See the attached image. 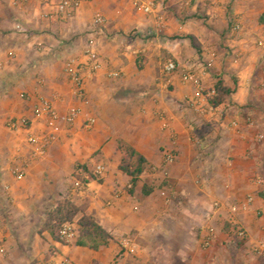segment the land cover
I'll return each mask as SVG.
<instances>
[{"label":"crops","instance_id":"1","mask_svg":"<svg viewBox=\"0 0 264 264\" xmlns=\"http://www.w3.org/2000/svg\"><path fill=\"white\" fill-rule=\"evenodd\" d=\"M168 4L169 9L162 11L157 2L156 13L144 15L130 0H90L71 17L45 20L38 0H0V61L4 65L0 70V210L5 207L14 221L35 217L38 226L42 219L39 206L43 203L44 218L51 203L66 197L111 237L107 247L95 252L76 246L75 240L61 243L47 232L43 238L35 234L34 240L43 242V250L33 255L34 261L162 264L174 259L184 263L189 260L188 251L199 245L198 228L216 221V217L204 220L210 205L239 203L249 196L254 198L249 216L243 214L240 219L250 242L256 244L257 235L264 230L255 216L264 209V198L258 196L264 192V184L255 183L259 164L253 148L257 135L252 137L246 117L237 114L239 125L232 128L233 117L220 123L219 114L209 116L215 132L205 133L209 132L212 140L213 136L218 139L211 140L197 155L194 136L199 131L194 126L200 121L186 102H200V95L193 85L182 82L180 71L170 78L162 74L167 60L198 70L212 60L202 75L203 88L213 89L222 78L234 89L218 109L228 106L229 100L238 106L244 104L248 76L264 55V47L257 44L264 35L260 23L264 0H169ZM97 14L107 20L100 34L93 33ZM235 24L240 25L237 32L233 31ZM91 39L102 69L83 73L84 99L79 100L64 67L69 60H84ZM41 100L51 102L61 114L77 108L81 115L72 127L62 130L44 157L35 158L27 137L47 130L45 121L33 115ZM22 118L30 121L29 130L11 132L6 128L7 121ZM88 118L95 119L90 130L84 128ZM118 141L148 161L132 194L127 191L130 178L119 170L122 154ZM164 152H173L176 161L164 164ZM24 164L28 165L25 177L17 180L12 170ZM86 164L93 168L104 165L106 172L100 180L90 179L87 173L85 189L75 191L69 179L77 167ZM148 168L157 174H149ZM148 178L158 189L162 178L173 183L178 205L166 203L160 191L145 196L143 183ZM195 179L202 180L201 187L192 188ZM14 230V225L0 222V247L16 244ZM222 235L217 231L208 252H224L219 243ZM128 236L138 243L136 258L119 255V242ZM18 238L20 244H26L21 233ZM216 260L223 262L217 256L214 264Z\"/></svg>","mask_w":264,"mask_h":264},{"label":"built area","instance_id":"2","mask_svg":"<svg viewBox=\"0 0 264 264\" xmlns=\"http://www.w3.org/2000/svg\"><path fill=\"white\" fill-rule=\"evenodd\" d=\"M25 2H30L31 0H24ZM90 0H38L39 7L41 10L45 11L41 14V17L45 20H56L62 17H71L76 13L84 3L89 2ZM191 1V0H189ZM131 5L136 10L140 11L144 15H153L157 10V2L155 0H130ZM94 31L93 33L100 34L107 25V20L100 14H97L94 18ZM240 29L239 24H235L233 31L237 32ZM19 32H24V28L17 26ZM258 46L264 47V35L258 40ZM212 58H215L216 55L211 54ZM84 60L72 59L65 63L64 73L69 79V82L72 85L73 95L79 99H84V80L83 73L89 71L90 73H96L102 69V62L96 51V45L94 39L88 41L86 51L83 55ZM212 60L203 65L201 70L198 68H182L172 60H167L162 67V74L165 78H170L176 72L180 71L181 80L185 84L193 85L199 95L200 102L187 101L186 104L191 106L195 113L199 117H208L217 112L218 107L215 108L210 105L209 101L214 97V89L205 90L202 85V75L206 73V70L209 69ZM3 63L0 61V70L3 68ZM25 95H22V98H25ZM33 115L37 119H42L46 124V132L42 135H37L29 133L27 137V144L32 148L33 157L42 158L46 155L48 148L58 140L60 133L64 128H69L74 125L76 120L81 115V111L77 108L70 109L67 113H59L49 101L41 100L40 103L34 108ZM95 125L94 118H88L84 124V128L90 130ZM239 125L238 121H233L231 126L237 128ZM251 125H253L251 123ZM6 128L11 132H17L19 130H29L31 123L28 119L22 118L19 120H9L6 122ZM259 140L263 139V136H258ZM164 164L171 165L176 161V156L173 152H164L163 153ZM27 164H24L21 167H15L12 170V175L17 180H22L25 177V170ZM79 169L75 176L73 177L72 186L75 191L82 192L88 182L87 173ZM106 172L104 165H97L94 168V174L99 179ZM91 179V178H90ZM87 181V182H85ZM257 185H263L264 181L262 178L258 177L255 181ZM161 195L164 197L166 203H169L170 196L167 192H162ZM254 198L249 196L243 202L232 203V204H223L221 202H214L209 207L208 221L214 219V217L220 216L224 211H226L228 218L227 222L232 226V232L237 236L240 241H244L247 238V232L241 226L239 222L236 221V217L243 214H248L251 210ZM264 214V209L261 211ZM60 238L66 242L76 241L78 236V227L75 223H65L61 226L59 231ZM199 244L200 247L204 250L209 249L214 240L216 239V228L212 224H206L200 227L198 231ZM120 253L130 254L134 253L138 249V243L133 236H128L123 238L119 242ZM256 251L264 252V243L256 245ZM0 254H5V249L0 247ZM61 264H73L68 259H63Z\"/></svg>","mask_w":264,"mask_h":264},{"label":"rangeland","instance_id":"3","mask_svg":"<svg viewBox=\"0 0 264 264\" xmlns=\"http://www.w3.org/2000/svg\"><path fill=\"white\" fill-rule=\"evenodd\" d=\"M155 1L160 3V10L163 11L164 9L166 10L169 9L168 7L169 0H155ZM184 1L191 3V1L189 0H184ZM197 14L202 15L200 13H197ZM248 84L249 86L246 89L247 91L245 93L246 102L244 104L238 106L235 103L232 104L231 100H229V102L227 103L228 106L227 105L224 106L223 110L218 109V111L214 114L220 115L221 117L219 121L220 123L225 122L227 117L229 118L233 117L234 118L233 121H238L237 118L235 119V116L237 114L244 115L246 117L244 122L248 124L249 126H251V130L249 128V132L252 133V137H255L257 135L255 137L256 141L254 142L255 148L253 149L255 150L254 154L259 164L258 177L262 178L264 181V55L260 56L258 66L253 71V74H250V76H248ZM210 116L212 117V115ZM198 118H199L198 121L200 122L199 124H196L194 126L196 130L199 131L200 133V134L199 133L195 134L194 136V145H195L194 150L196 151L197 155L203 152L201 148L206 147L207 149L210 145V141L212 140L211 136L208 137L209 132L207 135L205 132L210 131L212 134L215 132L214 131L215 128L208 121V119H211L209 116L208 117L198 116ZM232 122H230V124ZM251 123L253 125H251ZM225 125L229 127V123ZM261 135L263 136V139L259 140L258 136H261ZM213 137H214V140H212V143H214L216 139H218L215 136ZM254 154H251L250 157H254ZM83 167L87 169L88 174L92 175L95 180L101 179V178L98 179L95 176L94 168L92 167L91 164L79 166L76 168V170H79L81 168L83 169ZM149 170H150L148 171L149 174H155V175L157 174L156 171L153 170L152 168H150ZM69 180L73 182V178L71 179L70 177ZM250 180L251 179L249 178V181ZM191 184L193 186L192 188H195V187L199 188L201 187L202 180L195 179L193 182H191ZM143 187H146L147 189L151 190V194L157 191H160V193H162L163 191L167 192V194H169L170 196L169 205L172 202L175 204H177L178 202L179 198H178L177 191H175L176 188L175 186H173V183L168 181L166 178H162L159 189H158V185L155 184L154 180L152 181V179H149V178L144 180ZM130 189L131 187L127 188V191H129ZM258 196L259 198L263 199L264 192L258 193ZM160 197L164 199V197L161 194H160ZM40 200L41 202H43V198H41ZM59 202L70 203L71 205L74 206V208L77 211L76 215L72 217L71 220L65 223H75L78 227V221L80 220L83 214H81L79 208H77L74 204H72L69 199H66V197L63 198L62 200L56 201L53 204L51 203V206L45 210L44 218H43V203L42 205L39 206V209L41 210L39 215H41L42 219L38 226H35V222H36L35 217L33 218L32 221L26 220L27 222L24 221L23 219H21L22 221L21 220L14 221L15 218L13 214L5 210V207L0 210L1 224L3 223L5 226L14 225L15 230L13 232L15 233V235L13 237L16 240V244H14L13 247L5 246V243H3L2 246L5 249V254L4 255L0 254V264H7L8 261L10 262L16 261L17 264H43L41 262H37L36 260L34 261V258H33L34 257L33 255L35 253L39 254L43 250V242L41 241L40 244L36 243L34 240L35 239L34 235L37 234L41 238H43L42 228H43L45 217L48 212H53L57 208V204ZM225 205L227 204L225 203ZM262 210L263 208H260V210L256 212L255 216H256V220L260 221V223H262V226L264 227V214H262L261 212ZM206 215H204L205 217L204 220L206 218L208 219V213H206ZM247 216L249 215L247 214ZM241 217H242L241 215L236 217V221L239 222L241 226L247 232V238L244 241L240 242L237 236L234 234V232H232V227L227 222L228 215L227 213L225 214L223 212L222 214H220V216L215 218L216 221H214L213 226L216 228V232L220 231V233L224 234V236L223 235L221 236L222 237L220 239L221 242L219 241L220 246L222 247L224 252L222 253L221 252H208V250L202 249L199 246L200 245L199 244L197 245V247L194 249L193 252L188 251L189 260L185 261L184 263H180L172 259V261L170 262L166 261V262H163L162 264H214L213 259L214 257H216L217 259V256H218V259L219 257L222 258L223 262L220 263V261L216 260L215 264H264V252L255 250L256 245L260 243H264V230L261 231L262 233H259L257 235V240L255 241L257 243L256 244L251 243L250 234L247 228H245V223L241 221L240 219ZM62 225L63 224L57 227L56 231H57V237H59V241L61 243H65L66 241L62 240L59 235V231ZM199 229L200 228H198V230ZM20 233L22 234L23 237H25L26 240H24L25 241L24 243L26 244L19 243L18 237L20 236ZM127 255L134 256L133 258H136L135 252L130 253V254H123L122 256L123 258H125ZM132 262L135 263L134 259L132 260Z\"/></svg>","mask_w":264,"mask_h":264},{"label":"trees","instance_id":"4","mask_svg":"<svg viewBox=\"0 0 264 264\" xmlns=\"http://www.w3.org/2000/svg\"><path fill=\"white\" fill-rule=\"evenodd\" d=\"M260 23L264 25V14L260 18ZM233 84L235 87L237 86L236 80L233 81ZM213 89L215 91V95L209 103L215 108L224 104L227 98L234 93V89L228 87L222 78L217 79ZM117 146L122 154L119 170L130 178L131 189L129 190V193L132 194L133 188L138 184L141 176L147 169L148 161L123 141H118ZM83 169L86 173H88L85 167H83ZM88 175L91 179L95 180L92 175ZM142 191L145 196L151 194V190L146 187H143ZM76 213V209L70 203L59 202L57 204V208L53 212L47 213L42 232H47L54 241L60 242L59 237H57V227L71 220ZM110 240L111 237L109 234L103 230L92 217L85 214L81 216L78 221V236L75 242L76 246L96 252L101 248L107 247Z\"/></svg>","mask_w":264,"mask_h":264}]
</instances>
